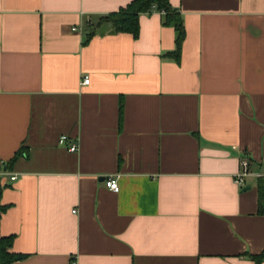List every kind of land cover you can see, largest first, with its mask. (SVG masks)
<instances>
[{
    "label": "crops",
    "instance_id": "crops-1",
    "mask_svg": "<svg viewBox=\"0 0 264 264\" xmlns=\"http://www.w3.org/2000/svg\"><path fill=\"white\" fill-rule=\"evenodd\" d=\"M132 1L0 0V173L15 176L0 177V235L24 256L14 264H264V177L234 182L242 159L264 168V0H167L177 61L157 12L135 37L105 25L83 43L85 18Z\"/></svg>",
    "mask_w": 264,
    "mask_h": 264
},
{
    "label": "trees",
    "instance_id": "trees-1",
    "mask_svg": "<svg viewBox=\"0 0 264 264\" xmlns=\"http://www.w3.org/2000/svg\"><path fill=\"white\" fill-rule=\"evenodd\" d=\"M152 5L162 16V24L173 28L175 34L174 50L170 53V56L174 61H177L180 45L184 38V29L177 9L172 8L167 0H133L126 8L116 13L85 18L82 24L83 31L85 32L83 43L97 34L100 28L105 25H107L112 32L128 33L132 37H135L138 30V15L144 13L149 14V9ZM22 151L23 149L21 148L14 154L12 159L8 162V166L12 165L16 158L22 154ZM4 209L5 207L0 204V215ZM257 212L259 214H264L263 188L260 184H258L257 190ZM12 239V236L0 235V264H14L24 257L23 255L15 254L10 251ZM252 258L255 259L256 262L264 260V250L260 255Z\"/></svg>",
    "mask_w": 264,
    "mask_h": 264
},
{
    "label": "built area",
    "instance_id": "built-area-1",
    "mask_svg": "<svg viewBox=\"0 0 264 264\" xmlns=\"http://www.w3.org/2000/svg\"><path fill=\"white\" fill-rule=\"evenodd\" d=\"M152 12H157L153 5L149 9V13H152ZM157 13H159V12H157ZM87 84H88V78L87 77H83L81 79V85H87ZM65 139L66 138L64 136L59 137L58 144H60V145L64 144ZM76 150H77V146H76L75 143L74 144H70L67 147V151L68 152H76ZM239 167H240L239 173L236 174L235 178H234V182L238 186H242L244 181H245V179H247L249 177H255V178H263L264 177V168H262L260 173L253 174L248 169V162H247L246 159L240 160ZM6 175L7 174L5 172H1L0 173V177L1 176H6ZM7 176H8V179L10 181H13L15 179V176H13V175H9L8 174ZM105 187L108 190H110L111 192H114V193H116L118 191V186H117L116 180L113 179V178H108L107 180H105ZM72 264H74V263L72 262Z\"/></svg>",
    "mask_w": 264,
    "mask_h": 264
}]
</instances>
